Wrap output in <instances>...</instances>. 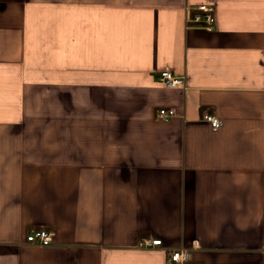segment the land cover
Returning <instances> with one entry per match:
<instances>
[{
    "label": "crops",
    "instance_id": "0c3cea01",
    "mask_svg": "<svg viewBox=\"0 0 264 264\" xmlns=\"http://www.w3.org/2000/svg\"><path fill=\"white\" fill-rule=\"evenodd\" d=\"M199 2L0 0V264H264V0Z\"/></svg>",
    "mask_w": 264,
    "mask_h": 264
},
{
    "label": "built area",
    "instance_id": "2783aa9c",
    "mask_svg": "<svg viewBox=\"0 0 264 264\" xmlns=\"http://www.w3.org/2000/svg\"><path fill=\"white\" fill-rule=\"evenodd\" d=\"M215 0H201L195 6V11L190 15L185 17V22L187 25H193L200 27L205 30H210L214 24L213 16V2ZM158 80L165 86H177L182 85L184 82L183 75L175 74L169 68H163L157 74ZM176 113L175 108L160 107L157 110L158 118H167L173 116ZM202 120L208 123L210 129H217L221 125V120L216 116V114L208 109H204L201 114ZM52 236V231L48 228H34L26 234L25 239L27 242L36 245H47L50 243ZM137 245L140 247H154L161 245V240L155 237H141L137 241ZM196 242L192 241L189 247H175L168 248L165 251L167 260L174 264H186L189 256L191 247H195ZM262 246H264V240H262Z\"/></svg>",
    "mask_w": 264,
    "mask_h": 264
}]
</instances>
